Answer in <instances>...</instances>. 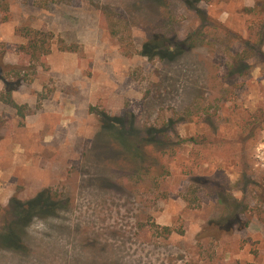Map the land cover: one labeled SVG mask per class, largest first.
Listing matches in <instances>:
<instances>
[{
	"label": "rangeland",
	"instance_id": "374dc122",
	"mask_svg": "<svg viewBox=\"0 0 264 264\" xmlns=\"http://www.w3.org/2000/svg\"><path fill=\"white\" fill-rule=\"evenodd\" d=\"M6 2L0 60L26 69L25 118L0 80V224L14 197L50 190L63 209L0 264H264V0ZM36 32L52 35L39 61L21 50ZM155 37L182 53L144 57Z\"/></svg>",
	"mask_w": 264,
	"mask_h": 264
},
{
	"label": "trees",
	"instance_id": "16d2710c",
	"mask_svg": "<svg viewBox=\"0 0 264 264\" xmlns=\"http://www.w3.org/2000/svg\"><path fill=\"white\" fill-rule=\"evenodd\" d=\"M0 11L8 13L9 4L6 0H0ZM36 37L29 39L28 45L21 47V50L35 61H39L43 56H48L51 53V41L52 35L45 39V34L40 32L35 33ZM38 36L44 38L38 39ZM182 46L179 44L175 46L174 42L167 39L161 40L160 37H155L152 41L146 42L142 48V55L144 57H161L165 58V53L168 50H174V56H179L182 51ZM63 51L77 52V47H62ZM0 60V80L5 84V92L1 95V101L7 104L11 108L18 111L21 118H25V114L22 111V107L19 106L13 99V92L18 89L20 84L25 80L22 75L26 69L21 67L9 66ZM104 124L102 125L106 131H110V135L115 141L116 145L122 150L125 155L141 157L143 151L138 149V140L132 136L122 133L117 129L121 125L118 119L110 118L106 115L103 117ZM153 133L149 132L151 135ZM156 133V132H155ZM141 153V154H140ZM254 164V166H253ZM252 168L256 172H264V169L256 167L253 162ZM260 170V171H258ZM63 206L57 195L50 190H44L39 193L35 198L28 201H21L17 198H12L9 206L4 209L3 221L0 224V248L9 249L13 251H24L25 245L23 235L25 230L32 224L35 219H46L56 216ZM237 209V208H236ZM213 224V223H212ZM217 227H221L220 232L224 231L226 226L224 224L215 223ZM222 230V231H221ZM233 231H230L231 233Z\"/></svg>",
	"mask_w": 264,
	"mask_h": 264
},
{
	"label": "built area",
	"instance_id": "2783aa9c",
	"mask_svg": "<svg viewBox=\"0 0 264 264\" xmlns=\"http://www.w3.org/2000/svg\"><path fill=\"white\" fill-rule=\"evenodd\" d=\"M255 159H256V167L264 169V151H262V149L257 150Z\"/></svg>",
	"mask_w": 264,
	"mask_h": 264
},
{
	"label": "crops",
	"instance_id": "0c3cea01",
	"mask_svg": "<svg viewBox=\"0 0 264 264\" xmlns=\"http://www.w3.org/2000/svg\"><path fill=\"white\" fill-rule=\"evenodd\" d=\"M16 97H17V96H16ZM16 97H15V98H16Z\"/></svg>",
	"mask_w": 264,
	"mask_h": 264
}]
</instances>
